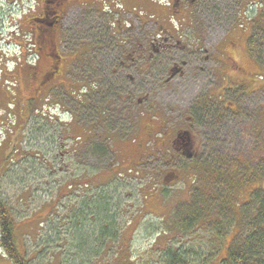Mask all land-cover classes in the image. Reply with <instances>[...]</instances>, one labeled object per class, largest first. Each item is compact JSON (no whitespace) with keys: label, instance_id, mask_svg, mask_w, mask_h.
Wrapping results in <instances>:
<instances>
[{"label":"rangeland","instance_id":"obj_1","mask_svg":"<svg viewBox=\"0 0 264 264\" xmlns=\"http://www.w3.org/2000/svg\"><path fill=\"white\" fill-rule=\"evenodd\" d=\"M39 2L2 1L0 198L13 214L14 240L8 245L0 236V264H159L161 251L172 244L169 229L178 228V219L195 218L193 243L219 246L225 255L237 233L238 240L253 229L254 194L264 188V0H198L191 14H181L179 35L189 44V64L169 85L148 86L142 104L129 95L123 103L121 93L111 90L109 96H84L81 105L71 85L28 117L29 83H13L21 75L13 67L25 59L24 35L15 34L9 17L16 19V10L35 16ZM146 3L92 0L73 7L63 42L70 48L83 44L82 66L95 56L116 64L142 35L154 36L159 12L172 14L162 0ZM127 6L143 11L148 24ZM197 48L204 52L192 51ZM164 56L166 68L167 57L179 53L172 49ZM112 98L107 110L103 104ZM193 103L199 105L191 157L171 148L168 138L160 147L146 129L138 131L153 116L170 133L187 126ZM42 111L50 118L38 116ZM226 198L234 210L221 206ZM224 220L233 222L229 233ZM219 224L228 234L215 232V241L206 235L199 242L201 233Z\"/></svg>","mask_w":264,"mask_h":264},{"label":"flooded vegetation","instance_id":"obj_2","mask_svg":"<svg viewBox=\"0 0 264 264\" xmlns=\"http://www.w3.org/2000/svg\"><path fill=\"white\" fill-rule=\"evenodd\" d=\"M2 1L0 0V15H2L4 10ZM91 1L54 0L55 9H51L48 0H40L38 12L35 16L26 15L27 10L23 11L26 16L18 15V10H16V19L9 17L11 24L15 26V34L24 35L22 36L24 44L21 46V53H24L25 59H20L13 67V70L21 74L20 78H16L14 83L20 81L21 85L22 79L27 84L29 83L28 87L30 86L27 91L26 109L28 114L33 111L28 117L37 110L36 107L39 104L45 103L47 105L49 101L58 99L56 97L58 91L69 88L71 85L76 86V90H78L77 97L74 99L80 101V104L85 102L83 100L84 96L89 98H93L96 95L109 96L113 94L112 92L121 93L119 94V100L123 103L126 102V95H129L134 102L142 104L148 86L169 85L176 77L184 75V68L189 64L187 56L190 49L189 44L182 40L183 36L179 35V31L184 26V18H181L180 15L183 13L186 15V12L191 14L198 0H187L189 3L187 6L183 5L184 0H162L168 5L167 9L172 10V14L164 17V14L159 12L157 17L153 18L154 21L152 23L157 24L156 30L158 31L152 34L154 36L150 38L146 34L142 35L135 45L120 53L121 60L116 64L113 63V59L110 60L111 58L95 56L89 66H82L83 44L79 43L77 46L70 48L68 44L63 42L61 34H65L63 27H66L65 18L68 11L73 7L80 8L83 3ZM136 1L141 7L148 6L146 0ZM127 8L130 9L129 13L134 10L133 15H140L139 19L143 26L148 24L149 21L143 11L137 7H133L132 10L130 6H127ZM119 24H122V20L119 21ZM97 46L99 47V44ZM172 49H176L179 56L167 57L169 61L165 64L168 67L164 68L161 59ZM79 50L80 55H78ZM86 51L89 52V50ZM192 51L203 53L204 49L197 48ZM72 53H74V56ZM136 58L139 61H136ZM235 66L246 76L251 73V67L245 70L246 66L244 65L238 66L236 64ZM84 67H89L90 69H83ZM132 73H137V75ZM139 74H143L144 78L139 76ZM146 74L150 77L147 78ZM111 90L114 91L110 92ZM201 104L204 105L207 102H202ZM15 105L17 106V103ZM55 105L60 106L59 103ZM113 105L114 98L103 104L107 110L112 108ZM197 105L199 104L193 103L190 106L187 126L178 127L172 133H170L168 128H163L162 130L157 121H151L156 120L157 116H153V119H144L143 125L139 127L138 131L144 133L146 129L145 134L156 145L160 142V147L165 144L162 143V139L168 138L171 148L173 147L177 152L181 153L187 151L188 147L186 146V140H184L187 135L191 139L190 145L192 144V148L195 149L197 139H195L196 132L193 126L198 116ZM42 112L48 116L44 111ZM144 114H146V111L141 112L142 116ZM218 115L221 116V113ZM140 119L138 117V120Z\"/></svg>","mask_w":264,"mask_h":264},{"label":"trees","instance_id":"obj_3","mask_svg":"<svg viewBox=\"0 0 264 264\" xmlns=\"http://www.w3.org/2000/svg\"><path fill=\"white\" fill-rule=\"evenodd\" d=\"M38 116L49 119L43 112H40ZM78 138H80V136ZM78 151L79 149L76 150V152ZM259 189H257L254 194V198L257 199V208L256 215L253 216L252 220L253 225L250 223V228L252 226L253 229H250L251 232L249 231L244 238L238 240L237 237L241 232L237 233L231 241L225 255L222 254L219 246L215 247V245L210 243L206 246L193 243L194 240H192L190 236L195 228L194 224L198 222V218H195L191 222H181V219H178L176 222L178 228L169 229L173 236L171 239L172 244L168 245L167 243L165 248L161 251L159 264H213L214 260H217L216 264H264V188H262L263 190ZM228 201V198L225 199V202L223 200L221 206L226 205L227 208L234 210V207L232 208L227 205ZM251 203L253 204L254 202ZM13 219L14 217L10 208L0 198V236L2 242L8 245H12L14 240ZM225 221L227 222L229 233L233 226V222H229V220H224V222ZM228 225H230V227H228ZM225 229L224 224H219L216 226L215 230L201 233L197 239L199 242H204V236L207 235L210 242L215 241L216 238L214 233H220L221 231L223 235H226L228 233ZM189 243L190 245L188 247L190 248H185ZM17 264L27 263L21 260Z\"/></svg>","mask_w":264,"mask_h":264},{"label":"water","instance_id":"obj_4","mask_svg":"<svg viewBox=\"0 0 264 264\" xmlns=\"http://www.w3.org/2000/svg\"><path fill=\"white\" fill-rule=\"evenodd\" d=\"M185 154H186V156H188V157H191V156H192V152H190V151L185 152Z\"/></svg>","mask_w":264,"mask_h":264}]
</instances>
